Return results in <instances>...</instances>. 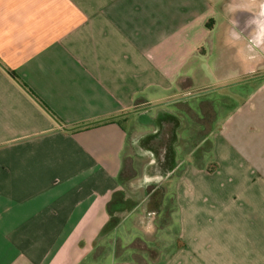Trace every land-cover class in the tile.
<instances>
[{
	"label": "crops",
	"instance_id": "0c3cea01",
	"mask_svg": "<svg viewBox=\"0 0 264 264\" xmlns=\"http://www.w3.org/2000/svg\"><path fill=\"white\" fill-rule=\"evenodd\" d=\"M263 13L264 0H0V264H264ZM255 80L198 101L216 166L175 180L176 230L131 219L129 252L104 246L124 149L156 131L145 117ZM134 116L143 130L128 134L120 119ZM178 131L191 159L201 130Z\"/></svg>",
	"mask_w": 264,
	"mask_h": 264
},
{
	"label": "rangeland",
	"instance_id": "374dc122",
	"mask_svg": "<svg viewBox=\"0 0 264 264\" xmlns=\"http://www.w3.org/2000/svg\"><path fill=\"white\" fill-rule=\"evenodd\" d=\"M237 60L238 59L235 57H234V59L230 60L229 65L231 68L236 67V64L238 62ZM258 63H259V61H257V63H255L254 65H257ZM261 65H262V67H264V61L261 63ZM257 82L258 81L255 80V81H251V82H248L245 84H239V85H234V86L222 88L218 91H212V92H209L207 94L194 97L190 101V104H192V102L193 103L195 102L198 104V101H200V100L209 99V100H215V102H216L215 105L216 104L222 105L221 100L223 97H226V96L228 97V95H230L231 93H235V92L241 93V94H249L253 90V86H255L254 84H256ZM232 105H236V103L234 101H231V102H226V104H225V106H227L228 109H230ZM164 108L168 109L171 113H173V115H175L177 113L178 116H180L184 120L187 119V116L184 113V111L174 104L167 105ZM194 111H195V114L201 118L200 111L196 110V108L194 109ZM224 113L225 112H223L217 116L216 122L223 118ZM175 116L178 117L177 115H175ZM126 118H127L126 120L120 119V120H123V121H120V124L124 127L125 131L128 134L131 133L132 126H133L132 122L134 120H136L135 122L138 124V125H136L137 128H135V129L136 130L137 129L143 130L142 125H140L138 123L139 118L137 116L126 117ZM216 125H217V123H216ZM141 130H139V131H141ZM179 135L181 136V139L186 136V134L184 132H180ZM187 140H188L187 138L184 140H181L182 141L181 143L184 144V147H186V148H188L189 144L191 143V142H188ZM192 142L194 143V141H192ZM211 142H212V139H209V141L206 140V142L202 145V147H200L198 150H195L193 152L191 159L187 158L184 161L181 158V155H182V150H180L181 144L178 143L176 145L178 160L183 161L182 163H184V170L182 172L181 171L176 172L175 175H173L171 178H169L164 183H162V184L166 185L167 188H168V186H170V187H169V192L166 194L165 200H164V203L166 205L164 207H162V210H164V212L160 214V216L162 218L159 217L158 215H156L155 219L153 220V225L155 226L156 229L160 226L166 225L170 220V218H168V217L170 215L169 210H172L174 207V199L172 198V195H173V185H174L175 180L190 178L191 173L196 171V170H201V171H205V172H212V170L215 168L216 165L213 164L212 156L210 154H204L206 151L212 149ZM123 157H124L123 174L120 178L121 193H124L125 195L134 198V200H136L138 202L142 201L143 200L142 199L143 198L142 188L129 186L128 181L130 179H138V178L140 180L142 179V177H143L142 168H143L144 163H146L149 158H146V159L138 158L133 153V150H132L130 144H127V146L125 147ZM188 159H190V161L186 162ZM221 170H222V168H221ZM222 172H223V170L221 171V174H222ZM212 178L214 179L216 177L213 176ZM174 189H176V187H174ZM125 217H126L125 213H122V212L119 213V219H118L119 220V224H118L119 227L117 228L116 231H113V233L111 234L110 237H108L106 239V242H107L106 245L104 244V246H108L109 243L116 244L117 242H122L120 244V248H118L119 249L118 254H120V255L127 254L129 252V247H127V245H128L127 244L128 243L127 237L131 236V233L135 232L137 229V227L133 228V223L131 222L132 218L128 219ZM176 227H177V223L175 221H173L171 223L169 222V224L167 225V228L172 233L176 230ZM158 238H159V236L157 235V232H156V234L152 235L151 241L157 243ZM173 238H174V235L171 234V236H168L167 242L168 243L173 242ZM89 261L90 260H88V262ZM104 261L106 262V259L103 260V258L101 257L99 262H100V264L101 263L104 264ZM107 263H108V261H107Z\"/></svg>",
	"mask_w": 264,
	"mask_h": 264
},
{
	"label": "flooded vegetation",
	"instance_id": "af4514ba",
	"mask_svg": "<svg viewBox=\"0 0 264 264\" xmlns=\"http://www.w3.org/2000/svg\"><path fill=\"white\" fill-rule=\"evenodd\" d=\"M264 15V13H263ZM264 22V21H263ZM192 97H183L181 100H179L176 104L177 107L182 109L184 113L187 116V119H182L178 114L176 113L178 117L182 120V128L178 131L179 132L183 129L184 133L188 136L193 135L195 133V130H201V133L199 134L200 136H203L200 140L204 142V135L206 134L208 130V123H207V107L208 103L206 101L203 102H198L197 104V109L200 111V113L203 111L204 115L201 116V120L198 123L196 120V117L194 115V109L193 113H191L190 109L187 107L188 101H190ZM146 113L149 112V110L146 109ZM146 115H143V117ZM146 122L151 125V127H148L152 129L153 131L156 129V133L149 135V142L148 146L151 151H153L156 147H158V153L159 156H157L158 159V166L159 168L162 167L163 160H164V152L166 149L167 144L171 141L172 139V131L178 124V121L171 115L168 114H163L162 116L159 117L158 121V129L157 127V122L152 120L151 118L145 117ZM198 124V125H197ZM197 125V128L194 127ZM199 126V127H198ZM150 134V133H149ZM193 141L195 139H192ZM206 141V140H205ZM151 161L150 157L146 163H144L143 168ZM142 168V171H143ZM184 170V163L179 162L176 163V166L174 170L172 171L171 175L166 178L159 180L158 178H152V179H130L128 181L129 186L132 187H139L142 188L143 191V200L142 201H136L134 198L125 195L124 193H121V190L118 194V198L116 202L114 203V210H117L119 212H124L129 215V218H132L135 223L139 224L143 228H149V226L152 224V219H155V216L158 215L159 217L161 213L164 212L162 210V207H164L166 204L164 203L165 196L169 192V187L167 188L166 185L162 184L169 178H171L173 175H175L176 172L178 171H183ZM159 175V174H158ZM151 176H157L156 173H152ZM168 189V190H167ZM172 198L174 199V191ZM174 208V207H173ZM173 210V209H172ZM169 210V213L172 211ZM162 218V217H161ZM112 225L113 228H115L119 224V220L117 218L112 219ZM117 230V229H115Z\"/></svg>",
	"mask_w": 264,
	"mask_h": 264
},
{
	"label": "water",
	"instance_id": "95a60500",
	"mask_svg": "<svg viewBox=\"0 0 264 264\" xmlns=\"http://www.w3.org/2000/svg\"><path fill=\"white\" fill-rule=\"evenodd\" d=\"M255 79V78H252ZM197 95V94H195ZM173 116L177 121L178 124L172 131V139L171 141L167 144L165 152L163 153L164 155V160H163V165L162 167L159 168L158 166V159L157 156H159L158 153V147H156L153 151L149 149L148 142H149V135L155 134L156 131L142 135L139 138L133 140L130 145L133 150V153L140 159H146L149 158L151 161L143 168V177L144 179H152V178H158L159 180L166 179L168 178L172 171L174 170L176 166V150L174 146L178 142V137H177V131L181 127V121L173 114H169ZM158 113L153 117V120L157 122V129H158V121L159 119ZM152 173H156L157 176H151ZM159 174V175H158Z\"/></svg>",
	"mask_w": 264,
	"mask_h": 264
},
{
	"label": "trees",
	"instance_id": "16d2710c",
	"mask_svg": "<svg viewBox=\"0 0 264 264\" xmlns=\"http://www.w3.org/2000/svg\"><path fill=\"white\" fill-rule=\"evenodd\" d=\"M8 74L10 75V77L24 90V91H26V93H28L31 97H32V95H31V93L29 92V90H27V88L23 85V84H21L20 82H19V80H18V78L13 74V73H11V72H8ZM33 98V97H32ZM36 102H37V100H36ZM107 121H103V122H99V123H96V124H103V123H106ZM92 125H95V124H89V125H85V126H81V127H79V128H75V129H73L72 131H76V130H84V129H87V128H89L90 126H92ZM122 174H123V169H122V171H121V173H120V178H121V176H122ZM112 220H110V222H109V228L111 227V225H112Z\"/></svg>",
	"mask_w": 264,
	"mask_h": 264
}]
</instances>
